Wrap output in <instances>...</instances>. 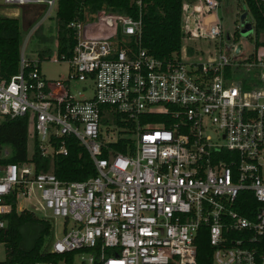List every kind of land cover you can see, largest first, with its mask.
Listing matches in <instances>:
<instances>
[{
    "label": "built area",
    "instance_id": "built-area-1",
    "mask_svg": "<svg viewBox=\"0 0 264 264\" xmlns=\"http://www.w3.org/2000/svg\"><path fill=\"white\" fill-rule=\"evenodd\" d=\"M132 1L137 17L103 6L69 21L72 54L59 56L58 0H3L46 5L26 40L53 13L56 61L68 70L47 78L45 54L32 60L22 47L18 72H0V119L28 122L27 161L0 162V228L13 209L63 220L48 251L57 259L33 264H264V57H239L234 41L235 56L223 52L221 0H182L180 48L158 58L142 46L144 0ZM67 136L87 151L93 176L36 169L34 148L65 156ZM10 154L2 147L0 160ZM245 191L257 204L250 216L237 210ZM204 229L210 251L199 261Z\"/></svg>",
    "mask_w": 264,
    "mask_h": 264
},
{
    "label": "trees",
    "instance_id": "trees-1",
    "mask_svg": "<svg viewBox=\"0 0 264 264\" xmlns=\"http://www.w3.org/2000/svg\"><path fill=\"white\" fill-rule=\"evenodd\" d=\"M252 18L255 30V48L264 45L258 41L264 31V5L257 0H241ZM181 4L182 0H144L142 7V46L158 58H166L179 50L181 45ZM103 6L137 17L139 8L132 0H58L56 12L58 27L59 56H71L75 43L73 29L67 23L84 13H94ZM20 25L17 18L0 16V72L1 77L9 78L19 70ZM26 117L0 119V150L9 147L11 154L0 162L23 163L27 161ZM68 154L55 155L52 160L41 156L34 148L32 160L37 170H48L52 167L57 178L65 181L85 180L95 174L94 164L87 151L72 136L65 137ZM241 205L237 210L250 216L246 207L255 209L256 202L251 192L245 191L240 196ZM15 202L14 198H9ZM7 225L0 228V243L5 250V258L0 264H33L36 260H56L57 256L43 252L45 237L50 235L52 224L49 220L35 215L33 211L13 209L4 215ZM198 260L204 261V254L209 253L210 246L205 229L199 232L196 239Z\"/></svg>",
    "mask_w": 264,
    "mask_h": 264
},
{
    "label": "rangeland",
    "instance_id": "rangeland-1",
    "mask_svg": "<svg viewBox=\"0 0 264 264\" xmlns=\"http://www.w3.org/2000/svg\"><path fill=\"white\" fill-rule=\"evenodd\" d=\"M58 2L53 7L54 11H59ZM47 9L44 3H34L25 6H11L4 4L0 0V16L17 18L20 25V48L24 47L25 56L29 59H38V54L42 51L45 57L41 59L40 70L45 77L50 79H57L65 77L68 70V64L64 61H56V22L53 13L46 16L43 22L37 27L36 31L26 40V37L31 30L38 25ZM221 17L222 28L226 35V40L223 44V52L230 57L235 56L231 50L230 43L241 45L242 52L239 57L253 56L257 54L259 57H264V45H259L255 48V30L252 25V19L246 9L245 3L241 0H221V7L219 9ZM235 36V37H234ZM233 39L231 41V39ZM259 42H264V31H261L258 36ZM41 53V52H40ZM82 83H71V90L78 93L81 90ZM28 149L32 150V140H28ZM29 201L20 200L19 205L27 206ZM38 217H46L49 215L48 211L34 212ZM63 220L55 218L52 221V230L50 235L45 237L42 251L46 252L52 248L55 239L62 235ZM5 258V250L2 243H0V261ZM76 262V260H74ZM58 264H73L70 262H63L58 260Z\"/></svg>",
    "mask_w": 264,
    "mask_h": 264
},
{
    "label": "water",
    "instance_id": "water-1",
    "mask_svg": "<svg viewBox=\"0 0 264 264\" xmlns=\"http://www.w3.org/2000/svg\"><path fill=\"white\" fill-rule=\"evenodd\" d=\"M241 45H237L236 48H235V53H238L240 50H241Z\"/></svg>",
    "mask_w": 264,
    "mask_h": 264
}]
</instances>
